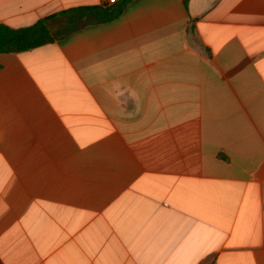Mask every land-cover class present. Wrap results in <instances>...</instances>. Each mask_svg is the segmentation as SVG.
<instances>
[{
  "label": "crops",
  "instance_id": "1",
  "mask_svg": "<svg viewBox=\"0 0 264 264\" xmlns=\"http://www.w3.org/2000/svg\"><path fill=\"white\" fill-rule=\"evenodd\" d=\"M106 1L0 0V23ZM65 26L0 54V264H264V0Z\"/></svg>",
  "mask_w": 264,
  "mask_h": 264
},
{
  "label": "trees",
  "instance_id": "2",
  "mask_svg": "<svg viewBox=\"0 0 264 264\" xmlns=\"http://www.w3.org/2000/svg\"><path fill=\"white\" fill-rule=\"evenodd\" d=\"M131 1L118 0L112 6L104 4L98 7L70 9L48 16L34 25L23 28H12L0 23V54L28 51L52 42L54 36L51 24L57 19L65 20V34H67L72 29L86 23L101 22L117 17ZM188 1L184 0L186 4ZM69 18L73 20L68 21Z\"/></svg>",
  "mask_w": 264,
  "mask_h": 264
},
{
  "label": "built area",
  "instance_id": "3",
  "mask_svg": "<svg viewBox=\"0 0 264 264\" xmlns=\"http://www.w3.org/2000/svg\"><path fill=\"white\" fill-rule=\"evenodd\" d=\"M116 0H107L108 3H114Z\"/></svg>",
  "mask_w": 264,
  "mask_h": 264
}]
</instances>
